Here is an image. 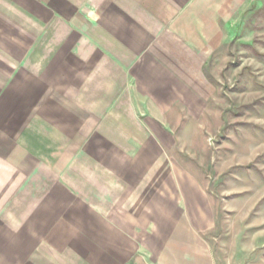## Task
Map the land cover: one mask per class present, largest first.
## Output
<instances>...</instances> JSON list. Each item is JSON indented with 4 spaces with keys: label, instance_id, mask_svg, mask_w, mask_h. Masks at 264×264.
Here are the masks:
<instances>
[{
    "label": "crops",
    "instance_id": "1",
    "mask_svg": "<svg viewBox=\"0 0 264 264\" xmlns=\"http://www.w3.org/2000/svg\"><path fill=\"white\" fill-rule=\"evenodd\" d=\"M243 1L0 0V264H228L179 148Z\"/></svg>",
    "mask_w": 264,
    "mask_h": 264
},
{
    "label": "rangeland",
    "instance_id": "2",
    "mask_svg": "<svg viewBox=\"0 0 264 264\" xmlns=\"http://www.w3.org/2000/svg\"><path fill=\"white\" fill-rule=\"evenodd\" d=\"M228 8L203 129L194 146L179 148L180 161L213 200V249L228 264H264V0Z\"/></svg>",
    "mask_w": 264,
    "mask_h": 264
}]
</instances>
